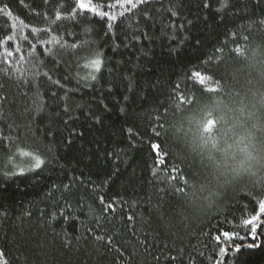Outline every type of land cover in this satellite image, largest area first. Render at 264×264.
Instances as JSON below:
<instances>
[{"label": "trees", "instance_id": "16d2710c", "mask_svg": "<svg viewBox=\"0 0 264 264\" xmlns=\"http://www.w3.org/2000/svg\"><path fill=\"white\" fill-rule=\"evenodd\" d=\"M113 2L93 0L116 13L111 29L87 13L37 36L73 0H0L2 260L264 264V223L255 238L236 227L264 201V165L235 172L225 156L245 133L264 154V0ZM20 151L45 163L5 178L8 156L31 159ZM221 229L245 238L218 243Z\"/></svg>", "mask_w": 264, "mask_h": 264}, {"label": "snow or ice", "instance_id": "6c2138e0", "mask_svg": "<svg viewBox=\"0 0 264 264\" xmlns=\"http://www.w3.org/2000/svg\"><path fill=\"white\" fill-rule=\"evenodd\" d=\"M49 2V0H44V3L47 5ZM144 0H114L113 3H109L108 5H106V7L108 9H114L117 6L119 7H124L125 4H129L131 5V8H125V11H131L132 9L137 8L138 4L143 3ZM73 4L74 6L71 8V12L68 13V15L65 17L63 14V9L66 7L63 4H59L56 5L52 11V19L50 20V23L48 24L47 27H32L31 28V33L37 34V36H39V34L42 33H49L51 31H53V26H59L60 23H63L65 20H77V17L80 14H87V13H92L96 16L99 17H106L108 18V20L110 21L109 23V29H111V22H115L117 20V15L114 12H110V11H105L102 10L105 5L100 4V3H93V0H73ZM209 5L207 3H205L204 7L207 8ZM4 8H7V5L4 6ZM4 9H0V12H3ZM10 11V10H9ZM173 15H175L176 13L173 12ZM121 16L124 15V13H120ZM44 17L47 19L48 18V13L45 12L44 13ZM78 22V21H77ZM25 27H28V25H24ZM84 31L87 33L89 31H91V29L89 28H85ZM66 35H74L73 33H66ZM6 40L8 41H12L14 39V37L12 35L6 36L5 37ZM23 39L27 40L28 37L24 36ZM4 41L0 40V44H2ZM37 43H44L43 41L37 40ZM92 41L90 40H83V41H79V45L81 48H91L92 46ZM57 44L59 45V47L61 49H68V50H77V43H72V44H67L66 42H61L59 40H57ZM32 48L35 49L36 48V44L32 45ZM12 53L11 52H7V56H11ZM96 58L92 59L89 63V67L91 69H93V72L89 73V75L85 76L84 79L85 80H95L96 79V75L95 72L100 71L101 66H102V61L99 58V53H95ZM193 75L198 79V83H200L201 85L204 83V76H202V74L200 72H194ZM56 83H59V81H56ZM153 149L156 150L158 149V145L153 144L152 145ZM20 156L23 157H30V160L24 161L21 164H15L13 161V157L12 156H8L7 157V164H12L13 165V170L12 171H4L3 175L5 178H11L13 176H16L18 174H23L25 172H29V171H33L35 169H39L41 168V166L45 163V160L41 158V156L39 154H35L33 152H25V151H20L19 152ZM65 187L67 188L68 186L65 185ZM180 191V189L178 190ZM101 200L103 201V198H101ZM109 208L112 207V205H108ZM264 213V201H260L259 202V206H258V212L255 215H252L250 218L248 219H243L241 220L240 225H237L236 227H242V228H247L248 226H250V232H248V235H250L251 237L255 238L256 234H257V227L259 224L264 223V221H261L260 219V214ZM62 214V213H61ZM56 218V215L53 214V219ZM65 219H68V217H65ZM129 219H131V217H129ZM223 238V242L224 244L228 245L229 247L232 245L233 240L235 239H239V240H243L245 237L240 235L239 231H227V230H220V234L217 235L215 237V240L219 243L221 242V239ZM99 239V238H98ZM252 245H248V247H251ZM236 249H238L240 246L236 245L235 246ZM226 251V248L224 246L220 247V253L223 254ZM2 256L3 254L0 253V264H5V262L2 260Z\"/></svg>", "mask_w": 264, "mask_h": 264}, {"label": "clouds", "instance_id": "9594fccd", "mask_svg": "<svg viewBox=\"0 0 264 264\" xmlns=\"http://www.w3.org/2000/svg\"><path fill=\"white\" fill-rule=\"evenodd\" d=\"M254 137L248 133L230 146L225 147V156L229 160V167L235 172L250 171L264 165V154H259L253 144Z\"/></svg>", "mask_w": 264, "mask_h": 264}]
</instances>
